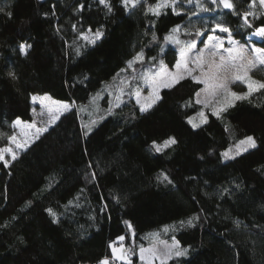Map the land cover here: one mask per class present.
I'll return each mask as SVG.
<instances>
[{
	"label": "trees",
	"instance_id": "1",
	"mask_svg": "<svg viewBox=\"0 0 264 264\" xmlns=\"http://www.w3.org/2000/svg\"><path fill=\"white\" fill-rule=\"evenodd\" d=\"M81 2L85 8L77 12ZM110 3L108 13L97 0H0L13 13H0V146L8 142L13 121L34 120L32 95L49 94L75 106L9 166L0 162V264H96L130 230L138 245H148L146 235L159 230L189 248L187 256L166 264H264V89L237 100L220 118L204 109L208 122L193 129L187 119L201 105L187 102L203 85L186 77L162 88L161 101L147 113L130 98L88 124L80 109L91 96L141 50L146 60L173 63L178 48L165 37L190 21L188 11L176 15L172 7L158 16L148 12L157 0H142L134 9L121 0ZM232 3L235 9L227 10L203 0L202 9L234 39L264 47V39L253 38L264 26L259 0ZM244 12L253 13L248 23ZM89 26H103L96 45L79 36ZM23 42L33 46L27 57L18 50ZM10 70L18 80L8 77ZM253 76L264 81V67ZM249 135L257 147L224 161L221 153ZM170 136L177 144L160 153L151 147ZM161 171L172 184L157 181ZM197 214L195 226L188 225ZM174 224L169 235L163 232Z\"/></svg>",
	"mask_w": 264,
	"mask_h": 264
},
{
	"label": "snow or ice",
	"instance_id": "2",
	"mask_svg": "<svg viewBox=\"0 0 264 264\" xmlns=\"http://www.w3.org/2000/svg\"><path fill=\"white\" fill-rule=\"evenodd\" d=\"M142 0H121V4L128 8L129 5L132 9L136 8ZM189 2H193V0H189ZM257 0H251V4L255 5ZM97 3L103 5L108 13L112 12V6L110 0H97ZM213 4H216L218 7L222 6L227 10H234L235 5L232 3V0H212ZM259 3L262 7H264V0H259ZM176 0H157L155 7H149L147 9L148 12L153 15H160V11L164 7H172L173 11L176 15H180V12H177L175 9ZM195 5L198 7H203L200 3V0H195ZM54 7V6H53ZM85 8V4L81 2L76 8L77 12L82 11ZM204 11H208L209 9H203ZM0 13H4L9 18L12 17L13 13L11 11L5 12V8L0 6ZM47 16V13L44 14ZM253 15L251 12H244L242 14L245 23H248V17ZM23 24H28V21H22ZM102 27H98L95 30L91 26L87 28L86 31L80 32L79 36L81 39L86 41L88 44L96 45V43L104 37V32ZM73 29L75 30V25H73ZM215 29H218L222 33L229 34L228 43L230 45H235V41L231 39L230 29L224 25L223 23H217L215 25ZM59 30V29H57ZM180 30V26L177 25L175 28L171 30V34L165 37L166 41H171L176 44H181L182 47L179 53V59L176 61L174 68L175 71H170L167 68V65L164 64L163 60L159 61L158 69L149 67L143 73H141V79L144 81L146 85L149 86L150 91L147 96H142L140 88L137 86L135 89H132L127 94L129 97H135V102L138 105V110L141 114L149 112L153 109L158 102L161 101L162 97L160 96L161 88H173L176 84H179L181 80L186 77H190L194 82L198 84H202L203 88L194 93V98L187 102V105H191L193 102L196 105H201V110L198 112L199 122H196L195 117H188L187 122L191 125L193 129L200 128L201 125L206 124L207 116L205 114L204 109H209L212 115L217 118L221 117L222 112L227 111L229 107H233L237 100H245L249 99L254 92H259L264 89V81H257L252 79L249 74V70L254 68L259 63L260 66H264V49L255 48L252 46V50L254 55L249 57L247 53V49L242 46L239 48L229 47L224 49V53L226 55H218L219 48L222 47L224 41L219 36H208V43H205L203 40L200 41L204 45L203 48L197 50V42L195 40L190 42L180 41L175 35ZM187 31V29H185ZM197 35H202V32L197 31ZM254 35H259L264 37V26L256 29ZM157 37L155 34L152 35V40H156ZM215 42V43H213ZM211 45V46H210ZM32 44L23 42L18 46V50L20 54L24 57L29 55V51L32 49ZM193 50H197L194 58H189V54L193 52ZM163 52V48L161 49ZM205 52L208 53L205 56ZM77 55H80L79 49L76 52ZM150 61H155L156 57H150ZM144 61V52L141 50L137 52L135 56L128 60L127 66L131 68L137 62ZM191 65V66H189ZM127 69H121V72H125ZM135 71V69H133ZM8 77L12 80H18L14 70H10L7 73ZM120 73H117L119 76ZM135 78V77H133ZM87 79V76H85ZM235 82H243L247 87V92L237 93L231 90L230 85ZM121 84H127L129 87L131 86V81H121ZM111 94V93H110ZM125 95L124 88L121 87L117 90V94L115 95V107H120L121 104L125 103L123 96ZM40 100L43 104L44 101H50L51 97L45 94L43 97H38L37 95H32L31 100L33 102ZM185 105V106H187ZM47 110L50 116V120L48 124H54L56 120L59 119V116L62 114V111H69L70 105L67 103H61L53 101L51 105H47ZM112 106L109 108V113H111ZM33 114H35V109H33ZM96 121H92V124H95ZM21 125V121L17 118L13 122V127ZM28 128L35 127V121L25 125ZM48 130L47 127L37 128L35 129L36 137H39V134L42 132H46ZM91 126H88L87 132H91ZM87 132L85 135H87ZM11 143L15 144V147L21 151L26 150L28 144L27 141L19 142L17 141V137L15 135L8 137ZM177 144V140L174 136H170L167 139L163 140L161 143H157L156 141L152 142L151 147L155 150V152L160 153L165 149L171 147L172 145ZM257 147V142L255 138L251 135L245 137L242 140H239L234 148L230 147L223 153H221L223 160H234L236 157L242 155L249 151V149H255ZM5 154H10L11 160L14 161L17 159V152L13 151L11 146L0 148V161L7 167L10 164L8 159H5ZM203 159V157H200ZM91 177L95 180V173H91ZM158 182H166L167 184H172V180L168 176L167 172L161 171L156 177ZM237 188L239 185L236 186ZM83 191V190H81ZM225 191H227L225 189ZM76 199H79L77 197ZM117 202H119V198H117ZM30 203V202H29ZM73 201H69L68 204H72ZM79 207V205H77ZM106 205L101 208V211L106 209ZM264 208V205H261ZM48 214L53 218L54 223H59V217L53 211V209H46ZM193 219L198 220L199 215H195L190 218L187 223L190 226H195L193 224ZM128 226L131 227L130 222ZM184 222L181 221V224ZM240 221H236V224L239 225ZM169 229L165 226L164 231L167 232ZM134 235V233H133ZM159 233L149 234V238L153 241L152 246L145 249L143 246L140 247L139 257L143 261L145 260V253H148V264H152V262L156 259H160V264H166V261L173 256L175 257H185L188 255L189 248H184L180 245V242L172 237V243L168 244L167 241H159L158 240ZM118 241L121 242V247L117 248L115 243L110 244L112 249V254L114 259H120L122 261H127V264H131V260L128 258L132 254L131 249H125L123 247L122 242L124 241V236H120L117 238ZM162 245V247H160ZM190 247V246H189ZM127 253L128 255H125ZM97 264H111L109 257L105 256L101 260L97 262ZM191 264V261H189Z\"/></svg>",
	"mask_w": 264,
	"mask_h": 264
},
{
	"label": "rangeland",
	"instance_id": "3",
	"mask_svg": "<svg viewBox=\"0 0 264 264\" xmlns=\"http://www.w3.org/2000/svg\"><path fill=\"white\" fill-rule=\"evenodd\" d=\"M202 1L203 0H200L201 5H202ZM175 9H176L177 12L188 11L190 13V21L188 23H186V24L180 25V30L175 35L177 36V38L180 41H183V42H190V41L195 40L197 42V50L204 47V45L202 43H200L201 40H203L205 43H208V40H207L208 36H219L224 41L222 47L219 48V50H218V55H226V53H224L223 50L227 49L229 47L239 48V47L242 46L243 48L247 49V53L246 54L249 57L254 55L253 50H252V46H255V48L264 49V47H262L261 45H259L257 43L256 44H253V43L247 44V43H242V42H240L237 39H234L231 31H230L231 39L233 41H235L236 43H235V45H230L228 43L229 34L222 33L218 29H215V25L218 23V21L214 20V19H211L210 17L204 15L206 12L202 9V7H198V6L195 5V0H193V2H191V3L189 2V0H176ZM212 21H213V23H212ZM210 23H212V25ZM185 29H187V31H185ZM198 30L200 32H202V35H197V31ZM253 38H255V39L256 38L257 39H264V37H261L259 35H253ZM166 43L169 46L173 45V46H176L178 48V52H177L178 53V57H177V59L171 64H168V63L164 62V64L167 65V68L170 71H175L174 65H175L176 61L179 59V53H180V49H181L182 45L173 43L171 41H166ZM213 43H215V42H213ZM197 50H193V52L189 54V58H194ZM207 55H208V53L205 52V56H207ZM160 60H163V57H161L160 59H156L155 61L146 60V58L144 57V61L143 62H137L131 68H129L127 66V64H126V67L123 68V69H127V71L119 72L120 75L116 76L113 79V81L110 82L104 88V90L92 95L91 98H90V101L88 102V104L81 107L82 109H80V111L82 113V116H84V119L86 120V122H88V124H92V121H96V124H97V123H99V120L102 119L103 117H106L109 114L114 113L117 110V107L114 106L115 95L117 94V90L119 88H121V87L124 88L125 95L123 96V99H124L125 102L128 99H130V97H129V95L127 93L130 92L132 89H135L137 86L140 88L142 96H147L149 91H150V88L141 79V73H143L149 67L158 69V64H159ZM189 66H191V65H189ZM259 67H261V66L257 62L256 66L249 70V74L252 77V79H254V80H257V79L253 76V72L255 70H257V68H259ZM133 69H135V71H133ZM133 77H135V78H133ZM121 81H131V86L129 87L127 84L122 85ZM257 81H262V80L258 79ZM230 87H231L232 91H235L237 93L247 92V87H246V85L243 82L232 83L230 85ZM161 90H162V88H161ZM44 95H37V96L38 97H43ZM47 95L50 96L49 94H47ZM131 98H133V100L135 101V97L134 96L131 97ZM53 101L61 102V103H67V104H69L71 106L70 109L75 107L72 103H70L68 101H61V100L54 99L52 97H51L50 101H44L43 104L38 99L37 101L33 102L37 106L36 110H35L34 120H32V121L24 120L23 121V120L20 119L21 125L13 127V132H12V134L10 136L15 135L17 137V141H19V142L27 141V144H28L27 148H28L29 145H31L37 139L35 129H37V128H41L42 129L44 127H47L49 129L54 124H56V122L54 124H50V125L48 124V121L50 120V116H49V113H48V110H47L46 106L47 105H51ZM110 106H112L111 113H109ZM65 113H66V111H62L61 115L65 114ZM60 116H59V118H60ZM191 117H195L196 118V122H199V117H198L197 114L195 116H191ZM207 118H208V116H207ZM33 121H35V127L34 128H28V127L25 126V125H27L29 123H32ZM43 133L44 132L39 134V136H41ZM255 140L257 142L256 138H255ZM9 146H11L13 148V151L17 152V157L23 151H25V150L21 151V150L17 149L15 147V144L11 143L10 140H8V142L6 144H4V146H0V148L9 147ZM234 146H235V144L229 146V148L230 147L234 148ZM5 159H8L10 161V164L13 162L11 160L10 154H5ZM0 162H2V161H0ZM167 227L169 229L167 232L164 231L165 227H163L162 229H163V232L165 234L169 235V233H171L173 230H175L176 225L175 224L174 225H168ZM133 233H134V231L130 230L129 236L124 237L125 239L122 242L123 247L125 249H131L132 250V254L130 256H128V258L131 260V264H135V262H140L142 264H148V253L147 252L145 253V260L142 261L140 259V257H139V251H140V247L141 246H143L145 249H147L150 246H152L153 243L155 242L151 238H149V234L159 233V237H158L159 241H167L168 244L172 243V237L164 238L161 235L160 231L158 230V231L150 232V233H148L146 235V238H148L150 240L148 245H143L142 243L140 245H138V244H136L135 233H134V235H133ZM175 239L178 240L177 237H175ZM113 243H115L117 248L121 247V242L120 241L116 240ZM160 247H162V245H160ZM110 249H111V247H110ZM125 255H128V254L125 253ZM107 257H109V260H110L111 264H127L126 260L122 261L120 259H114L113 258V254H112V249L110 250V254ZM170 259H168L166 261V263L168 261H170ZM152 264H160V259L156 258L152 262Z\"/></svg>",
	"mask_w": 264,
	"mask_h": 264
}]
</instances>
